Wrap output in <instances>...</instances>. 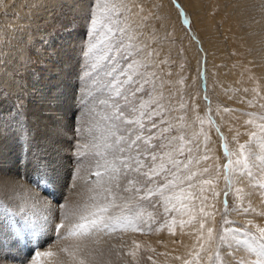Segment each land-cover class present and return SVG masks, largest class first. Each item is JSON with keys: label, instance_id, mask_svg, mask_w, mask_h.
I'll use <instances>...</instances> for the list:
<instances>
[{"label": "snow or ice", "instance_id": "snow-or-ice-1", "mask_svg": "<svg viewBox=\"0 0 264 264\" xmlns=\"http://www.w3.org/2000/svg\"><path fill=\"white\" fill-rule=\"evenodd\" d=\"M0 7H7L6 0H0ZM150 15L144 13V8L136 0H93L88 18L91 41L86 49H82L83 55L88 58V65L81 77L86 85L85 93L79 97L83 117L74 131L79 139H83L84 132L92 133L93 129L99 135L93 136L91 144L77 143L73 154L77 163H81V158L86 156H91L95 161L96 170L93 174L97 177L98 191L89 197V202L71 209L67 204L61 205L58 212H50L43 218L44 223L32 232L34 255L33 252L29 253L30 264H45V259L49 264H63V261L52 260L58 253L38 250L42 246L40 238L48 235L53 226L58 239L76 238L79 241L71 249H60L70 257L71 264H92L88 259L91 253L87 251L85 242L94 240L101 233L111 236L117 232L143 233L145 229L160 232L167 228L175 234L177 223L182 231L186 225L193 228L200 241L199 247L193 245V251H189L186 256L175 257L181 264H226L222 256L229 257L231 264H264V226L248 220L242 227H233L235 222L228 219L227 190L223 192L224 227L214 255L212 253L216 239L213 226L215 215L213 211H206V208H215L208 201L210 198L216 200L221 195L215 191L214 180L218 181L222 171L223 179L230 188L237 175L246 172L247 176L253 177L249 163L252 153L247 144H238L237 151L230 152L225 142L223 149L227 162L216 165L213 177L211 166L200 167L202 162L211 159L208 154L211 152L210 135L202 131L201 149L198 139L193 141L182 134H173L176 131L175 125L166 117L177 109L171 103L167 107L162 103L165 99L162 93L164 78H169V88L183 86L186 78L179 77L172 81L173 73L165 71L166 66L171 68L172 65L153 46L155 41L149 43L145 38ZM157 82L161 88L158 97L153 95L158 91ZM260 90H264V85H257L252 91L260 96ZM179 91L180 87H177ZM167 99L171 102L175 97L170 93ZM177 103L180 110L196 108L186 104L182 96ZM249 104L253 106L252 102ZM260 121L255 123L254 119H249L245 122L248 125L255 123L256 130L249 133L250 141L264 137V116L260 117ZM200 122L203 124V120ZM209 123L211 125L213 122L210 120ZM215 131L226 141L219 127ZM239 136L237 132V142ZM260 147L264 149V140H261ZM257 159L261 161V175H264V157ZM41 171L47 175V166ZM105 176L108 177L107 182L104 181ZM121 180L124 181L123 186ZM197 184L198 194L192 191ZM257 184L264 188V182L257 181ZM114 187L122 193L130 194L126 198L122 197L125 199L122 205L116 203ZM206 188L212 189L211 197L205 194ZM154 199L163 201L165 214L176 212L188 216V219H180L178 222L172 217L169 222L165 217L162 223H158L153 213L148 212V219L145 220L142 202H149L155 208L156 204L152 203ZM193 199L200 201L198 213L194 210L195 205L185 203ZM134 200L137 202L133 203ZM117 208L120 209L119 214L114 212ZM250 210L255 211L250 204L243 208L244 213ZM259 215L264 216V212ZM57 219L59 223H55ZM206 224L209 226L206 227ZM153 225H156L154 229ZM253 228L255 231H252ZM61 229L64 230L63 234ZM238 233H242L246 239L238 240ZM232 241L237 245L243 243L248 252L254 255V259L237 257L235 253L239 249L232 248ZM133 243L136 249L140 248L135 241ZM222 247L232 251L222 253ZM116 254L119 256V251ZM127 255L132 257L135 264H140L135 250L128 251ZM152 264H155L154 260Z\"/></svg>", "mask_w": 264, "mask_h": 264}, {"label": "bare ground", "instance_id": "bare-ground-1", "mask_svg": "<svg viewBox=\"0 0 264 264\" xmlns=\"http://www.w3.org/2000/svg\"><path fill=\"white\" fill-rule=\"evenodd\" d=\"M25 1L26 0H17L14 3L12 0H8L6 2L7 9H4L6 12L4 14H6V16L2 17L0 12V59L20 54L23 52L20 47L25 49L27 42L30 43L27 50L28 52L26 53L25 51L22 55L25 54L24 57H26V54H28L31 58L29 59L31 62L23 63V61L22 63L17 64L16 71L9 70V68H6L5 66V68H3L0 65V264H18V262L14 261L12 258L15 253L14 249L16 252H23L24 255L30 253L29 246L25 245L23 242L30 243L31 240L32 243V232L34 228L44 223L43 218L48 216L50 212H58L60 206L64 204H67L69 209H71L77 205L89 202V197L95 195L98 191L96 185L97 177L92 175L96 170L95 161L91 156H86L85 158H81V163L76 162V166L69 167V162L66 163L65 158L68 154V151L65 149L67 147V138H61L60 136L62 135V130L65 129L67 131V122L70 114L69 111L71 110L67 104L68 96L70 94L68 86L69 79L66 77V63L69 58L67 52H69L70 49L67 50L65 47L59 49L60 47L57 48V46L55 49L50 45V48L48 46L45 47L46 45L40 46V42L46 39L45 33L51 31L53 27H51V24L49 23L51 28L45 30L43 29L45 26L42 25L44 27L41 28L39 23H43L42 21H44L45 18L52 20L53 18H51V15L47 16V14H50L47 9L48 5H60L62 3L59 2L63 0H28L30 3L27 5L30 7L34 8V2L37 4V7L30 9L29 12L27 8V12L25 11L26 9L23 5ZM71 1L73 0H64L65 5L69 8L73 6L68 5L71 4ZM187 1L195 22L198 23L201 28V36L203 37L202 42L206 45L207 52L211 54V57L213 56L216 69L222 72V74L229 72L228 74L231 77V87H229V89L231 88V92H233L236 97L237 94H242L243 96L241 99H238V97L230 99L233 95H229L230 97L227 99H230L233 103L248 109V111H250L248 113L253 112L251 113V116L247 115L248 118L254 119L255 123H259L260 117L264 116V107H262V105H264V99L260 98L264 97V90H260V96H256L252 90L257 85H264V0ZM74 2L73 3L77 5V1ZM78 4H80V2ZM16 6L21 9H15ZM13 7L15 10H12ZM158 10L160 12L159 14H164L162 6H160ZM14 11H16V13H14ZM67 13L65 14L68 15ZM17 14L20 16L18 19L16 17ZM13 18L16 19L20 25H16L17 23H14L13 25V20H11ZM72 22H74V20ZM31 28L33 29L31 30ZM74 34H77L76 30ZM177 35L179 34L177 33ZM179 38H181L183 43H187L183 34L180 35ZM64 40L66 39L64 38ZM44 42L45 41H43V44ZM56 44L58 45V42ZM185 52L189 55L188 47ZM80 58L79 55V59ZM9 60H12V58H8L5 61ZM58 62L60 65L57 64ZM60 66L63 67L60 68ZM73 66L74 65H72V67ZM235 73L238 76L235 75ZM74 79L76 80V78ZM221 79L223 80L224 78L221 76ZM79 84L80 83H78V86ZM83 85L85 86V84ZM220 88L223 89V86L219 83V89ZM185 89L187 91L189 88L185 87ZM245 89L248 91H245ZM216 91L217 90H215V93ZM221 94L223 95V93ZM16 96H18L19 99L21 98V100H19L21 103L20 107L23 108V113L21 114L26 115V119L20 123L22 125H19L17 129L22 133V140L13 137L14 135L12 134L16 133L17 130L14 129L12 131L10 128L11 124H8L9 126L5 127L6 125L2 122L3 112L7 114L10 111L12 112V110L15 111V108L13 107L15 105H12L10 108L4 107L11 106ZM249 102H252L253 106H250ZM216 103L218 102H215V104ZM218 106L221 105L218 104ZM17 107L18 105L16 108ZM257 111L260 113H257ZM244 112L246 111L244 110ZM10 114L12 113L7 115ZM229 114H231V112ZM6 118L7 117H5V120H7ZM11 118L12 117H10V119ZM231 118H237V116L230 117V119ZM79 122L80 121H78V123ZM233 123L237 124L235 121ZM255 123L250 125L249 128H247L248 125L246 128L242 125L240 129L238 128L240 124L237 125V127L231 128L224 127L227 124H223V129L226 134L232 130L229 132L232 136V141L236 138L237 132H239L240 136L238 140H241L242 138L247 140L248 146L257 153L255 154L257 155L256 157H264V149H261L260 147L261 140H264V137L250 141L249 133L256 130ZM186 127L189 129L188 125ZM94 134H96L95 136H98L95 129H93L92 133H88L89 137L86 136L84 138L85 143L91 144ZM237 143H239V141ZM237 145L235 148L238 149ZM63 152L66 153L62 154ZM208 154L211 157V152ZM216 157L215 154V159L211 157L206 163L202 162L206 165L204 167H212L211 174L214 173L215 166L219 164L218 160L217 164H215ZM68 158L69 157H67V159ZM256 159L257 158L252 157L249 161L253 177L247 178V174L244 173L243 175H237L234 178L231 197H236V200L238 201V207L236 208H239L240 210L238 215L239 221L242 222L243 220L244 222H247L248 220H252L254 224L264 226V216L259 215L260 212H264V188H260L255 182L256 180L264 182V175H261V161ZM202 163L201 165L203 166ZM222 163L223 162H221V164ZM45 166H47V175L41 171ZM89 176L96 178L95 181L87 184ZM107 180L108 179L104 177V181L107 182ZM214 187L216 189L215 184ZM206 189L207 192L205 194L211 197L212 189ZM239 190H242V192ZM51 191L53 194H49ZM192 191L196 194L199 193V191L196 192V189H193ZM129 195L130 194L126 193L122 197L126 198ZM123 200L125 201V199ZM213 202L214 200L210 198L208 204L213 205ZM116 203L121 205V199H117ZM188 203L195 205L194 210L197 213L199 212L200 201L198 199H193ZM249 204L251 205V209H254L255 211L250 210L248 213H244L243 208L248 207ZM148 207H150L149 204ZM115 211H120V209L117 208ZM206 211H213L215 218L220 212L216 213L215 209L212 207L206 208ZM8 215H10L11 218L10 216L8 217ZM170 215L171 219L172 217H175L178 222L180 219H188V216H181L176 212H172ZM12 220L16 221V223L17 221H20L23 229L17 224L18 230L17 232H13L9 227V223ZM24 222H27L33 228L28 231L25 224H23ZM11 223L12 227L16 226L15 222L12 221ZM55 223H59V219H57ZM193 223L195 224V221ZM211 223V218H209V224ZM215 223L216 222H214L213 226L215 228L214 236L216 238ZM209 224H206V227L209 226ZM164 230L165 229H163L162 232L156 233L157 236L151 231H148L149 233H145V231L144 233L131 231L126 233L118 232L111 236L101 233L97 235L94 240L85 242L87 243V251L91 253L88 259L92 261V264H135L132 257L127 255V252L135 250L137 259L139 260L141 259L140 253L142 249H144L143 251H145V254L147 255V259L144 260L145 264H152L153 260L155 261V264H181V261L175 259L176 256H186L189 251H193V245H196L197 248L199 247L200 241L197 240L196 232L193 228L187 225L182 231L179 223H177L174 228L175 234H172L169 230L168 233L165 234L166 232ZM63 232L64 230L61 229V234H63ZM54 233L55 230L53 226L52 229H49L48 235L40 238V242L43 244L41 246L42 248L40 247L41 249L39 248L38 250L42 252H56L58 255L53 257L52 260L63 261V264H71L70 257L61 252L60 249L64 247L71 249L75 244L79 243V241L76 238H69L67 240L58 239L57 235L56 238L53 239L51 238V235ZM238 237L241 238L238 240L243 241V234H240L237 238ZM43 238H45V240H43L44 242L41 241ZM229 240L231 241L232 238L229 237ZM133 241L140 245L139 249H136ZM218 243L219 240L217 242L215 239L212 252L215 250L216 244ZM235 243V241H232L233 249L237 248ZM114 245L115 247H113ZM121 245H123L122 248ZM31 249L33 250V244ZM238 249L239 251L235 253L237 257L247 256L249 259H254V255L248 252L245 245L243 248L238 247ZM220 250L222 253L232 251V249H225L223 247ZM117 251L120 253L119 256L116 254ZM148 257H151L152 259L150 260ZM28 259L30 261L31 257L28 256ZM221 259L225 261L226 264H231L229 257L222 256ZM45 264H49L47 259H45Z\"/></svg>", "mask_w": 264, "mask_h": 264}, {"label": "rangeland", "instance_id": "rangeland-1", "mask_svg": "<svg viewBox=\"0 0 264 264\" xmlns=\"http://www.w3.org/2000/svg\"><path fill=\"white\" fill-rule=\"evenodd\" d=\"M12 1L15 3L17 0H12ZM29 1H31V0H29ZM74 1H77L76 2L77 5L74 4L75 3ZM79 2H80V4H78ZM81 2H82V4H81ZM136 2L144 8L145 14H151L149 16L148 25H147L148 31L145 34V38L149 40V43H152L153 41H155L153 46L156 48L157 51H160L161 55L165 59H167L169 61V63L172 65L171 68H168L166 66L165 71H171L173 73V75L171 77L172 81H175L179 77L186 78L183 86H173L171 88H169V78L168 77L164 78L165 83H164L163 88H162V93H163V96L165 99H163L162 103L166 107L169 105V103H171V105L177 109L176 111L171 112L166 117L167 119L172 120L173 124L175 125L176 131L173 134L174 135H181L182 134L187 139H192L193 141H196L197 137H198V142L201 144V142L203 141L202 131L204 133H208L211 137L210 142H209V146L211 147L210 148L211 149V157H213V159H215V154H216L217 157H216V163L215 164H217V160H218L219 164L223 165L224 163L227 162V157L225 156L224 149H223V144L225 142L228 143V148H229L230 152L237 151V148H235L237 144L243 143V144L248 145L247 140H245L243 138L241 140H238L239 143H237L236 138L235 139L233 138L234 140L232 141V136L229 134V132H231L232 130L227 132V134H228L227 135L223 129V124H227L224 127H228V128L237 127V125L240 124L238 126L239 129L242 125L245 126V127L243 126L244 128H246V126L248 125L245 122L250 119L247 116V113L250 111H248V109H246V108H244L238 104L233 103L232 100H230L233 97H235V98L238 97V99H241V97H243L242 94H237V97H236L233 94V92H231L232 91L231 88L229 89V87H231V83H230L231 77L228 74L229 72L222 74V72H220L219 70L216 69L215 64H214V60H213V56L211 57V54H209L207 52V47L202 42L203 37L201 36V34H202L201 28L198 25V23L195 22L194 16L191 12L190 6H188L187 0H136ZM29 3L30 2H28V0H26L23 3V5L25 6L24 8L25 9L27 8L28 12L30 9H34L37 7V4L35 2L33 3L34 8L27 5ZM59 3H62L60 5L63 7H61L59 4H55V5L50 4L47 7V9L49 10V13H50V14H47V16L51 15L52 16L51 18H53V19L48 20L47 18H45L44 21L41 20L43 23H41V22L39 23L41 28L45 26L43 28L45 30H48L49 28L53 27V29L51 31H47L45 33L46 39L43 40L45 42L43 44V41H41L40 46L46 45L45 47L48 46L49 48H50V46H52L55 49L57 46V48L60 47L59 49H62L64 47L67 50L70 49V51L67 52V54L69 56V58L67 60L68 62L66 63L67 67L64 65L66 67V74H67L66 77H67V79H69L68 80V86H69V94L70 95L68 96V100H67L68 101L67 104L69 105V108H71V110L69 111L70 112L69 118H68L69 120L67 122L69 129L67 128V131L65 129L64 130L61 129L63 136L60 135L61 138H65V139L67 138L66 139L67 147L65 149L68 151L69 155L67 154L65 158H66V163L69 162L68 165L70 167V166H76V162H77L76 157L73 154L75 151V145L77 143H85L84 138L86 136L89 137L88 132H86V133L84 132L83 139L77 138L74 129L78 126V124L79 125L81 124V122H82L81 117H83V112H82V110H80L81 107H80V103H79V97L84 95V92H85L86 85L85 86L83 85V84H85V82H84V80L81 79V77L84 75L83 72H85V69L88 65V58L83 55L82 49H86L87 44L91 41V32L89 30L88 18H89V11H90V8L92 6L93 0H79V1L73 0V1H71V4H68L70 6L73 5L70 8L67 5H65L64 0L60 1ZM63 3L65 5V7H64ZM160 6L163 7L164 14H159L160 12L158 9ZM62 8H65V9H62ZM0 9H2V10H0L1 16L5 17L6 16V14H4V13H6L4 11L5 8L0 7ZM15 9H21V8L16 6ZM15 9H14V7L12 8V10H15ZM27 9L25 10L26 12H27ZM63 10L65 13L68 12L67 14L69 16L66 15L63 12ZM14 13H16V11H14ZM19 14H21V13H19ZM16 17H17V19L20 18V16L18 14L16 15ZM11 20H13V25H14V23L15 24L17 23L16 25H20L16 19L13 18ZM73 20L75 23L72 22ZM6 23H9V22H6ZM49 23L51 24V27H50ZM67 24H69V25H67ZM42 25H44V26H42ZM67 27H69V28H67ZM32 29L33 28H31V30ZM75 30H76L77 34H74ZM180 30H182V31H180ZM63 33H66V34H63ZM69 33H70V35H69ZM153 33H154V35H152ZM177 33L179 35H177ZM53 34H54V36H53ZM182 34H183V36H185L187 43H183L181 38H179V36ZM64 38L66 40H64ZM67 41H69V42H67ZM57 42H58V45L56 44ZM71 42H72V44H71ZM29 46H30V43L27 42L26 46H25L26 50L24 48L20 47L21 51H23V52L26 51V53H27ZM187 47L189 50V55L185 52ZM23 52L15 55V56L13 55V57H8V58H12V60H9V61H5L8 59L7 57H5L4 59H0V63H1L0 65L3 68L6 67V68H9V70L16 71L17 64H20L23 61H24L23 63L31 62L29 60V59H31L29 57V55L26 54V57H24L25 54L22 55ZM79 55L81 57L80 59H79ZM69 59H70V61H69ZM73 59H74V61H73ZM68 63H71V64H68ZM57 64L60 65L59 62ZM76 64H77V66H76ZM72 65H74V66L72 67ZM80 66H81V68H80ZM181 66H183V71H181ZM62 67L63 66H60V68H62ZM1 70L4 71L3 69H1ZM69 71H71V72H69ZM68 73H69V75H68ZM235 75H237V74L235 73ZM221 76L225 80L224 79L222 80ZM74 78H76V80ZM227 78H229V79H227ZM219 79H220V81H219ZM77 81H79V82H77ZM222 81H224L226 83V85ZM228 81H229V83H228ZM82 82H83V84H82ZM73 83H74V85H73ZM78 83H80L79 86H78ZM219 83L223 86V89L222 88L219 89ZM177 87H180L179 92H177ZM185 87H188L189 89L186 91ZM211 87H212V90H211ZM72 88H73V90H72ZM157 88H158V91L156 93H154L153 95L158 97L160 94V91H161L159 82H157ZM213 89L217 90L216 93H215V90H213ZM220 92L223 93V95ZM170 93L173 97H175V99L171 100V102H169V100L167 99L169 97ZM219 94H221V95H219ZM229 95L230 96L233 95V96L230 97ZM70 96H72V97H70ZM180 96L183 97V100L186 104H188L190 106H196L195 111L191 109L192 107H189V109L186 111L180 110L178 103H177ZM205 97H207V100L205 99ZM221 97H223V98H221ZM229 97H230V99L228 100L227 98H229ZM16 98H17L18 102L16 101ZM16 98L14 99V102L11 104V106L9 105L8 107L7 106L4 107V108H10V107H12V105H15V106H13L15 108L14 109L15 111H13V110H12V112L10 111L9 113H12L10 115H7L9 113L6 114L4 112H3L4 115L2 114V118H3L2 122H4V124L6 125L5 127H8L9 126L8 124H11L10 128L12 131L14 129L17 130L19 125L20 126L22 125L20 123L26 119V115L21 114V113H23V111H22L23 108L20 107L21 103L19 101V100H21V98L19 99L18 96H16ZM145 99H147V97H145ZM209 101H210V103H209ZM230 101H231V103H230ZM15 102H17V103H15ZM215 102H218V103L215 104ZM16 104L18 105L19 108L18 107L16 108V106H17ZM218 104L221 106H218ZM215 105H216V107H215ZM78 107H80V108H78ZM214 108H216V109H214ZM225 109H229L231 111H225ZM241 109L243 110V112ZM214 110H215V112H214ZM244 110L246 112H244ZM6 111H7V109H6ZM230 112H231V114H229ZM226 113H228V114H226ZM245 113H246V115H245ZM251 113H253V112H251ZM257 113H260V112L257 111ZM226 115H228V116H226ZM233 115H235V116H233ZM220 116H221V118H220ZM236 116H237V118H231L232 120L230 119V117H236ZM5 117H7L6 118L7 120H5ZM10 117H12L11 119L14 121H12L10 119ZM181 117L183 119H180ZM197 117H199L200 119H197ZM228 117H229V119H228ZM200 120H203V124H201ZM210 120L213 122L211 125L209 123ZM233 120L237 124H234ZM78 121H80V122L78 123ZM191 123H192V125H191ZM17 124H18V126H17ZM181 125H183L182 128H181ZM187 125H188L189 129H187V127H186ZM70 126H72V127H70ZM249 126L250 125H248L247 128H249ZM216 127L220 128V131L223 134V137L226 138V141L222 140L220 137V134L215 131ZM22 132H23V130H22ZM96 132L99 135V132L98 131H96ZM21 134H22L21 131L19 132L17 130V132L12 134V135H14L13 136L14 138L17 137L18 139H21V137H22ZM95 135L96 134H94L93 136H95ZM227 136L230 138H228ZM68 137H70V138H68ZM232 145H234V146H232ZM237 147H238V145H237ZM248 147L252 153L251 158L252 157L257 158L256 157L257 155H255L257 153L253 149H251L250 146H248ZM201 149H203V142L201 144ZM233 150H235V151H233ZM185 151L187 152V148L185 149ZM66 152H63L62 154L66 153ZM67 157H69V158L67 159ZM233 158L235 159V156ZM221 162H223V163L221 164ZM204 166H206V165L203 164V166L201 165L200 167H204ZM245 174H246V172H245ZM92 175H94V174H92ZM211 175L212 176L214 175L213 177H215V169H214V173H212ZM105 177L108 179L107 176H105ZM248 177L249 176H247V178ZM95 178L96 177L89 176L88 180H87V184L95 181ZM257 181H259V180H256L255 182L257 183ZM38 183H40V182H38ZM120 183H121V181H120ZM123 184H124V181L122 180L121 185L123 186ZM214 184L216 186L215 190H217V192H220V193L222 192L220 197L218 199L214 200V202L212 203L215 205L214 209H215L216 213H218L220 211L217 214V217L215 218L216 240L218 242L219 235L221 233V229H222V227H224L222 225V213L224 211L223 192L225 190H227L229 192V196L227 197L228 219L235 222L233 227H242L246 224V222H244L243 220H242V222L239 221L238 215L240 213V210H239V208H236V207H238L237 206L238 201L236 200V197H234V196H233V198L231 197L232 196V188H233L234 184L232 183V186L230 188L227 187L226 182L223 179V172L222 171H221V175H220L218 181L214 180ZM195 189H196V192L199 191V185L198 184H197ZM113 191L116 195V200L121 199L122 204H123L125 201L122 199V196H124L126 193L120 192L119 190L115 189V187H114ZM206 192H207V189H206ZM51 193L53 194L52 191L49 194H51ZM132 202L136 203L137 201L134 200ZM152 203L156 204L155 208L151 207V204L146 202V201L142 202L144 219L147 220L148 219L147 213L152 212L155 220L158 223H162L164 221L165 217H167V219L170 222L171 215L164 213L163 201L154 199L152 201ZM185 203H188V201H185ZM148 204L150 207H148ZM114 212L119 214V211H115V209H114ZM9 216L10 215H8V217ZM10 218H11V216H10ZM12 221L16 223V221H14V220H12ZM11 222L9 223L10 224L9 227L13 230V232L14 231L17 232L18 225H19V227H21L23 229V226H21L20 221H17L16 224L14 223L17 227L16 226L12 227ZM23 224H25L28 231H29V229L33 228L27 222H24ZM155 226L156 225H153V229L155 228ZM54 230H55V227H54ZM254 230L255 229L253 228L252 231H254ZM164 231L166 232L165 234L168 233L167 228H165ZM147 232H148V230L145 229V233H147ZM151 232H154L155 236H157L156 233H159V232H155V230H152ZM160 232H162V230ZM140 233H142V232H140ZM240 234H242V233H238L237 236H239ZM52 235H54V236H52ZM52 235H51V238H53V239L56 238V232ZM237 239H241V238L238 237ZM245 239H246V237L243 238V240H245ZM43 240H45V238L41 239V241H43ZM23 243L25 245L29 246V252H31V251L33 252V250L31 249V247H32L31 240H30V243H25V242H23ZM42 244L43 243H41V245ZM235 246L243 248L244 244L240 243L239 245H237L235 243ZM143 250L144 249H142V251H141L142 255L140 253V256H141V259H139L140 264H145L144 260L147 259V255L145 254V251H143ZM14 252H15L14 257H12L14 261L18 262V264H30V261L28 259V256H30L29 253L24 255L23 252L22 253L16 252L15 249H14ZM212 253L214 255L215 250H213ZM33 254H34V252H33ZM214 259H215V256H214ZM208 263L210 264V262H208ZM217 264H219V262H217Z\"/></svg>", "mask_w": 264, "mask_h": 264}]
</instances>
